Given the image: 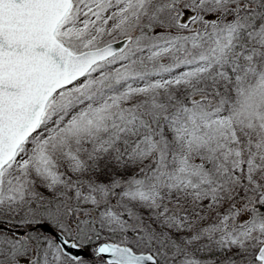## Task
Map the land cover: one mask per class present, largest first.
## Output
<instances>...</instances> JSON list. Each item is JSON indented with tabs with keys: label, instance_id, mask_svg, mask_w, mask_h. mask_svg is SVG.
<instances>
[{
	"label": "snow or ice",
	"instance_id": "6c2138e0",
	"mask_svg": "<svg viewBox=\"0 0 264 264\" xmlns=\"http://www.w3.org/2000/svg\"><path fill=\"white\" fill-rule=\"evenodd\" d=\"M0 264H264V0H0Z\"/></svg>",
	"mask_w": 264,
	"mask_h": 264
}]
</instances>
